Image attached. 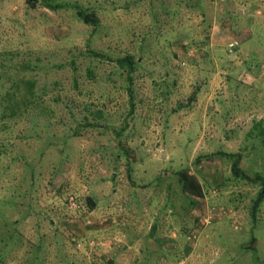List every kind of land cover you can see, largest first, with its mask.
I'll return each mask as SVG.
<instances>
[{"label":"rangeland","instance_id":"rangeland-1","mask_svg":"<svg viewBox=\"0 0 264 264\" xmlns=\"http://www.w3.org/2000/svg\"><path fill=\"white\" fill-rule=\"evenodd\" d=\"M242 6L0 0V98L41 97L0 129V264H264V186L221 155L264 176V0Z\"/></svg>","mask_w":264,"mask_h":264},{"label":"trees","instance_id":"trees-1","mask_svg":"<svg viewBox=\"0 0 264 264\" xmlns=\"http://www.w3.org/2000/svg\"><path fill=\"white\" fill-rule=\"evenodd\" d=\"M250 0H238V6L245 7L244 5H247ZM49 8L56 10L59 8L64 7H73V6H67L65 4H49ZM74 8L77 11L78 16L82 19V21L85 24L88 25H96L98 20L97 16L94 12H86L81 7ZM117 63L121 67H128L129 68V76H131V73L133 72L137 62L135 59L128 55L124 58H121L117 60ZM1 67H6L5 62L2 64ZM1 76V73H0ZM131 82L128 86L129 92H130V101L133 107V93ZM40 96H37L34 93V81L27 80L23 75H20L17 79V81L12 85L10 88L7 89V91L2 93V96L0 98V129H3L7 127L12 122L21 119L25 114L28 112L29 108H32L33 106L38 107L40 105ZM259 125L257 127V135L264 137V126L262 125V122H259ZM6 149L2 148L0 150L1 154H6ZM231 161V172L232 176L239 180V181H245L249 183H256L264 186V176L260 173H254L253 175L248 174L241 166L243 156L241 153H223L221 154ZM179 180L181 183V188L184 193H191L197 197H202V187L200 186L198 180L196 177L190 175L186 170H181L178 172ZM5 200H0V203ZM92 200H90L91 203ZM264 202V187L260 189L258 192V197L254 201V204L252 206V216L254 220L257 218L258 212L260 210V207L262 206ZM92 205H95L92 203ZM256 227V226H255ZM256 239L254 236L252 237L251 241ZM254 242V241H253ZM106 264H114V260H108Z\"/></svg>","mask_w":264,"mask_h":264},{"label":"built area","instance_id":"built-area-1","mask_svg":"<svg viewBox=\"0 0 264 264\" xmlns=\"http://www.w3.org/2000/svg\"><path fill=\"white\" fill-rule=\"evenodd\" d=\"M233 46V45H232Z\"/></svg>","mask_w":264,"mask_h":264}]
</instances>
